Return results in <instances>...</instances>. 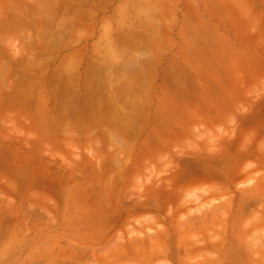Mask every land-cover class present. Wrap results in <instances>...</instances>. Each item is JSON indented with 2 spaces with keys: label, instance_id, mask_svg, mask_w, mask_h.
Returning a JSON list of instances; mask_svg holds the SVG:
<instances>
[{
  "label": "rangeland",
  "instance_id": "rangeland-1",
  "mask_svg": "<svg viewBox=\"0 0 264 264\" xmlns=\"http://www.w3.org/2000/svg\"><path fill=\"white\" fill-rule=\"evenodd\" d=\"M87 4L0 0V264H264V85L195 136L96 133L57 80Z\"/></svg>",
  "mask_w": 264,
  "mask_h": 264
},
{
  "label": "crops",
  "instance_id": "crops-1",
  "mask_svg": "<svg viewBox=\"0 0 264 264\" xmlns=\"http://www.w3.org/2000/svg\"><path fill=\"white\" fill-rule=\"evenodd\" d=\"M86 2L75 26L71 17L57 80L70 108L73 95L91 96L96 133H109L107 119L148 118L151 129L195 136L236 117L239 93L248 103L250 85H264V0Z\"/></svg>",
  "mask_w": 264,
  "mask_h": 264
},
{
  "label": "bare ground",
  "instance_id": "bare-ground-1",
  "mask_svg": "<svg viewBox=\"0 0 264 264\" xmlns=\"http://www.w3.org/2000/svg\"><path fill=\"white\" fill-rule=\"evenodd\" d=\"M242 126H240V128H241ZM245 127V126H244ZM243 128V127H242ZM248 128V127H247ZM243 130V129H242ZM243 133V132H242ZM243 136V135H242Z\"/></svg>",
  "mask_w": 264,
  "mask_h": 264
}]
</instances>
